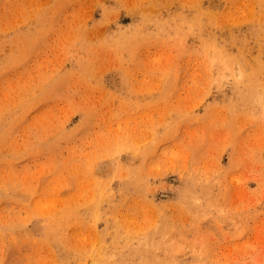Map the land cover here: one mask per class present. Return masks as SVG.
<instances>
[{"label": "rangeland", "instance_id": "1", "mask_svg": "<svg viewBox=\"0 0 264 264\" xmlns=\"http://www.w3.org/2000/svg\"><path fill=\"white\" fill-rule=\"evenodd\" d=\"M0 264H264V0H0Z\"/></svg>", "mask_w": 264, "mask_h": 264}]
</instances>
